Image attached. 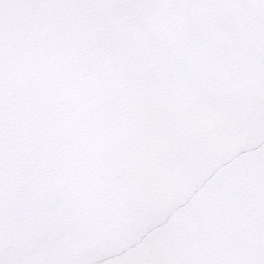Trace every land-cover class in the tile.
Wrapping results in <instances>:
<instances>
[{
  "label": "snow or ice",
  "instance_id": "1",
  "mask_svg": "<svg viewBox=\"0 0 264 264\" xmlns=\"http://www.w3.org/2000/svg\"><path fill=\"white\" fill-rule=\"evenodd\" d=\"M0 264H264V0H0Z\"/></svg>",
  "mask_w": 264,
  "mask_h": 264
}]
</instances>
